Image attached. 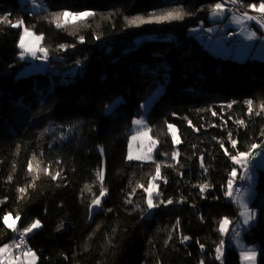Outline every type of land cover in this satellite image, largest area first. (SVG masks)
I'll list each match as a JSON object with an SVG mask.
<instances>
[{"label": "trees", "instance_id": "1", "mask_svg": "<svg viewBox=\"0 0 264 264\" xmlns=\"http://www.w3.org/2000/svg\"><path fill=\"white\" fill-rule=\"evenodd\" d=\"M41 1L0 0V247L11 214L18 234L40 223L24 231L36 264H241L220 222L238 214L233 157L264 143V60L217 56L190 32L227 1ZM23 27L41 36L44 71L22 74ZM157 87L146 113L157 150L129 160L133 119ZM250 206L244 237L264 264V170Z\"/></svg>", "mask_w": 264, "mask_h": 264}, {"label": "rangeland", "instance_id": "2", "mask_svg": "<svg viewBox=\"0 0 264 264\" xmlns=\"http://www.w3.org/2000/svg\"><path fill=\"white\" fill-rule=\"evenodd\" d=\"M22 4H28L29 8L34 11L44 9L41 0H20ZM258 12H264V3L257 6ZM208 23H200L190 29L199 42L212 54L224 58H231L237 61H245L248 57H254L264 60L262 48L263 42L257 44L252 40L249 33L250 28H254L255 33L259 34V28L264 31V25L257 22L250 14L234 15L227 13V5L219 1L209 15ZM210 34L206 38L199 34L200 28ZM231 32L234 39H227L225 34ZM242 40V41H241ZM21 53L20 57L27 59L29 64L23 70L22 74H30L44 71L47 67V57L45 50L41 47V36L34 34L31 30L23 27L19 42ZM55 68V67H54ZM50 71H52L50 69ZM53 72V71H52ZM54 73V72H53ZM163 89L157 87L142 104V112L133 119L127 144V159L134 161H151L156 150L157 141L151 136L147 126L146 113L153 102L158 98ZM117 99L111 104L109 109L118 103ZM169 132L175 143L178 142L179 136L174 125H169ZM250 153H240L234 156L232 170V179L227 186V195L233 199L234 206L237 207V217L234 222L224 218L220 222V229L228 233V243L240 251L241 264H257L259 256L258 245L248 244L244 233L256 222L257 211L250 206V202L255 195V184L258 170H264V143L261 148L256 150L254 160L249 159ZM239 175V176H238ZM239 186V191H234V187ZM156 185L154 180L151 181L148 189V199L151 196ZM105 196L103 193L91 207V212L100 209V202ZM18 217L11 214L4 216V223L15 231L14 238L0 247V264H36L38 255L28 247L21 248L18 238ZM40 227L39 222H35L29 228L20 230L21 232L30 233ZM221 252V251H220Z\"/></svg>", "mask_w": 264, "mask_h": 264}, {"label": "built area", "instance_id": "3", "mask_svg": "<svg viewBox=\"0 0 264 264\" xmlns=\"http://www.w3.org/2000/svg\"><path fill=\"white\" fill-rule=\"evenodd\" d=\"M227 1V13L230 14H234V15H245V14H250L257 22H260L264 25V13L261 12H256V11H252L248 8H246L243 4L242 0H226ZM199 34L202 35L203 37H210V34L204 29V27L200 28ZM169 36H171V34H169ZM225 37L227 39H234L233 34L229 31L225 34ZM55 74L58 73L56 68H50ZM262 144L257 146V149L261 148ZM256 156V151H253L250 156L249 159L252 161L254 160ZM240 187L236 186L234 188V191H239ZM18 238H19V242H20V246L21 248L23 247H27V240H26V235L25 232H20L18 234Z\"/></svg>", "mask_w": 264, "mask_h": 264}, {"label": "crops", "instance_id": "4", "mask_svg": "<svg viewBox=\"0 0 264 264\" xmlns=\"http://www.w3.org/2000/svg\"><path fill=\"white\" fill-rule=\"evenodd\" d=\"M252 11H254V10H252ZM259 30H260V33L257 34V33H255L254 28H250L249 33L252 35V40L254 39L255 41H257V44L260 42H263L262 48H264V31L262 28H259ZM233 36H235V35H233ZM263 53H264V50H263Z\"/></svg>", "mask_w": 264, "mask_h": 264}]
</instances>
